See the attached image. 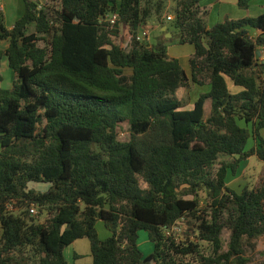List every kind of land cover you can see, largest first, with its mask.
<instances>
[{
	"label": "trees",
	"instance_id": "16d2710c",
	"mask_svg": "<svg viewBox=\"0 0 264 264\" xmlns=\"http://www.w3.org/2000/svg\"><path fill=\"white\" fill-rule=\"evenodd\" d=\"M58 1L51 16L22 0L12 29L0 5V40L9 41L0 50V264H69L65 250L80 239L91 264H247L244 242L264 236V184L238 192L228 182L251 157L264 163V35L250 36L264 33V14L209 28L203 0ZM169 2L174 18L164 23ZM149 23H171L176 35L166 39L167 28L151 45L140 38ZM122 26L129 49L116 43ZM170 43L194 47L190 75ZM193 85L210 91L188 109L177 94ZM187 218L195 241L180 242L173 228ZM100 221L111 232L104 241ZM142 231L155 247L148 257Z\"/></svg>",
	"mask_w": 264,
	"mask_h": 264
},
{
	"label": "rangeland",
	"instance_id": "374dc122",
	"mask_svg": "<svg viewBox=\"0 0 264 264\" xmlns=\"http://www.w3.org/2000/svg\"><path fill=\"white\" fill-rule=\"evenodd\" d=\"M35 1L37 4L41 5L42 7L46 8V11L51 16H55L56 12L61 9V4L58 0H32ZM20 0H0V5L4 9V22L5 26H10L13 24L17 18L20 16ZM174 3L169 2L168 3V8H167V13H165L163 17V22H167L168 16H171L174 18L173 14L171 13V9L173 8ZM155 24L158 26L156 23H150V25ZM167 28H169V33L172 35H176L175 29L172 27L171 23L166 24ZM150 30V29H149ZM34 29H30V33L33 32ZM162 31L160 29H156L152 32L150 38H149V43L151 45H155L157 42V38H164L162 36ZM116 43L120 46H122L124 49H129L130 43H131V35L129 33V29L125 26H122L120 28V34L118 38H116ZM44 42H40L39 46L43 47ZM171 48H175L176 50L180 51L182 49H188L190 46H181L177 43H170ZM186 47V48H184ZM184 67V66H183ZM11 74V75H10ZM3 75H4V81L2 84V89L8 90L10 89V82H12V75L13 72L12 70H7L6 68L3 69ZM264 76V75H263ZM231 85V84H230ZM210 91V88L208 85L203 86V87H197V86H191L187 89H181L177 97L184 100V101H189L191 103L195 102L197 98L199 97L200 94L203 93H208ZM207 112H209V104L207 105ZM264 133V132H263ZM130 137L129 133V128L125 127L122 129L119 133V138L122 141H127ZM264 184V163L258 160L256 157H251L248 159L246 163H244L243 168L240 170L239 174L236 177H233L229 179L228 182V187L231 189L241 192L243 189L248 188V189H255L260 187L261 185ZM31 188H34L39 191H46L47 190V185H40V184H30ZM200 198L202 202H206L207 196L204 192L200 193ZM47 215H37L34 218L38 220V222L43 223L46 219ZM188 219V218H187ZM194 220L188 219L186 222L181 224L180 226V232H178V240L181 241H195V235L193 234V226H194ZM105 226L103 222H99L97 226V230H105ZM146 234V239L147 243L151 246V253L154 252V244L152 245V242L149 240V236L147 232H140ZM223 240L225 243L228 242L229 240V233L224 232L223 234ZM139 244H141V249L146 248V242L143 243V239L139 237ZM202 246V251L205 253L209 254L211 250V246L207 243H200ZM244 257L248 259L247 264H262L264 263V236L258 237L257 239L251 240L249 243L244 242ZM182 261L184 263H194L195 259L194 257H187V258H182Z\"/></svg>",
	"mask_w": 264,
	"mask_h": 264
},
{
	"label": "crops",
	"instance_id": "0c3cea01",
	"mask_svg": "<svg viewBox=\"0 0 264 264\" xmlns=\"http://www.w3.org/2000/svg\"><path fill=\"white\" fill-rule=\"evenodd\" d=\"M201 6L205 8L207 11H209V24L208 27L211 28L215 26L216 24L223 23L227 19L231 20H241L245 18H257L261 15L264 14V0H252L250 3V7L247 10L240 9L238 6V0H203L201 2ZM19 7L21 9L20 11V16L24 13V4L22 0H20ZM1 9L4 12L3 7L1 6ZM19 16V17H20ZM19 19V18H17ZM17 21V20H16ZM15 21V22H16ZM15 22L11 24L10 26H6L8 29H12L14 26ZM146 29H150V36L152 32L156 29H160L163 33L167 31V27H162L159 28V26L153 24L150 25V23L145 27ZM169 35L172 34H165L164 37L166 39H170ZM264 33L260 30H255V29H250V36L251 37H258V36H263ZM173 35L171 36V38ZM150 38V37H149ZM170 46V45H169ZM181 46H190L188 49H182L180 51L176 50L175 48L168 47V52L169 55L173 58H176L180 61L182 67L186 71L188 75L191 74V69H190V58L194 54V47L192 45H181ZM9 47V41H1L0 40V50H6ZM186 48V47H184ZM258 58V63H262V60L260 56L257 55ZM6 68L7 70L9 68L8 66V61L7 59L2 61V75H3V69ZM11 75V74H10ZM4 77V75H3ZM5 78V77H4ZM12 80H13V75H12ZM10 87L12 86V82H10ZM231 91L233 93H237L240 91L238 88H232ZM191 103V102H190ZM193 107V104L191 103L190 106H188V109H191ZM206 106V110H207ZM264 129L262 130L261 134L264 137ZM102 222V221H100ZM99 223V222H98ZM97 223V226H98ZM104 224V223H103ZM96 226V228H97ZM105 226V230H97L99 238L104 241L107 240L111 236V232L108 230V228ZM1 234V230H0ZM139 237L143 239V243L146 242V248L141 249V244H139L140 250L144 254V257H148L152 255L151 253V246L149 243H147V240H145L146 234L140 233ZM153 245V243H152ZM74 255H78L77 258L74 257ZM65 256L69 262V264H91L93 261L92 254H91V245L89 240L87 239H80L77 240L75 243H73L69 248L65 250Z\"/></svg>",
	"mask_w": 264,
	"mask_h": 264
},
{
	"label": "built area",
	"instance_id": "2783aa9c",
	"mask_svg": "<svg viewBox=\"0 0 264 264\" xmlns=\"http://www.w3.org/2000/svg\"><path fill=\"white\" fill-rule=\"evenodd\" d=\"M39 8L41 9L42 6L40 5ZM107 19H108V21H109L112 25H114V24L119 20V15H118V13H114V14H112L111 16H109ZM172 19H173V18H172L171 16H169L167 20H168V21H171ZM149 37H150V31H149V29L144 28V29H143V33H142V35H141L140 38L149 41ZM251 38H255V37H251ZM260 58H261V60L264 62V48L260 50ZM30 213H31L32 216L37 215V210H36V208L32 207V208L30 209ZM183 221H184V220H181L180 222H178V223L175 225V227L173 228V232H174V233H177V234H178V232H180V230H181V229H180V226H181V224H183Z\"/></svg>",
	"mask_w": 264,
	"mask_h": 264
},
{
	"label": "water",
	"instance_id": "95a60500",
	"mask_svg": "<svg viewBox=\"0 0 264 264\" xmlns=\"http://www.w3.org/2000/svg\"><path fill=\"white\" fill-rule=\"evenodd\" d=\"M172 35H169V37L171 38ZM257 55L260 56V52H257Z\"/></svg>",
	"mask_w": 264,
	"mask_h": 264
},
{
	"label": "clouds",
	"instance_id": "9594fccd",
	"mask_svg": "<svg viewBox=\"0 0 264 264\" xmlns=\"http://www.w3.org/2000/svg\"><path fill=\"white\" fill-rule=\"evenodd\" d=\"M258 52H260V50Z\"/></svg>",
	"mask_w": 264,
	"mask_h": 264
}]
</instances>
